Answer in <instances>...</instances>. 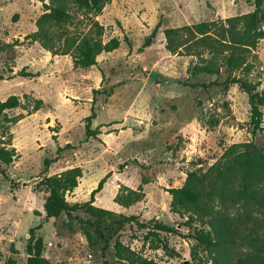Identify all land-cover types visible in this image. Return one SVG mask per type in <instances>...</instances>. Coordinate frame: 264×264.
<instances>
[{
	"label": "rangeland",
	"instance_id": "obj_1",
	"mask_svg": "<svg viewBox=\"0 0 264 264\" xmlns=\"http://www.w3.org/2000/svg\"><path fill=\"white\" fill-rule=\"evenodd\" d=\"M49 4L0 0V101L16 95L19 106L6 113L21 116L15 123L2 121L8 128H0V141L16 151L10 164L0 161V264H26L29 230L36 226L42 254L54 264H100L78 225L67 228L64 214L47 217L43 209L40 178L74 165L82 176L66 199L89 200L108 174L93 204L133 217L118 233L132 250L155 264H213L214 254L192 237L194 229L209 224L173 208L170 190L181 187L190 171L204 173L223 162L221 155L233 143L252 141L264 152V128L252 133L246 93L224 83L235 75L264 91V37L232 74L220 60L217 71L205 73L197 69L208 62L203 58L209 51L183 45L202 35L193 38L184 27L210 22L209 34L219 38L226 18L251 12L253 0H108L90 18L103 26L104 40L116 37L120 44L87 68L74 67L69 53L52 54L25 38ZM70 13L67 31H86L89 16L75 8ZM170 28L176 29L172 48L165 32ZM36 99L41 108L27 114ZM92 109L96 137L85 134ZM262 112L264 127V107ZM45 158L55 159L46 171ZM122 189L143 194L121 205L114 199ZM213 205L224 209L217 200ZM238 211L239 206L226 210L229 218ZM253 214L262 215L257 209ZM160 240L167 248H152ZM242 249L220 250L229 255Z\"/></svg>",
	"mask_w": 264,
	"mask_h": 264
},
{
	"label": "trees",
	"instance_id": "obj_2",
	"mask_svg": "<svg viewBox=\"0 0 264 264\" xmlns=\"http://www.w3.org/2000/svg\"><path fill=\"white\" fill-rule=\"evenodd\" d=\"M42 1V0H40ZM108 0H50L47 6L49 11L41 14L36 20V30L26 35L25 38L39 41L41 45L52 54L69 53L74 67L87 68L97 63V56L102 52L116 49L120 40L111 37L103 39V26L90 17L97 15ZM254 9L251 12L226 18L228 26L222 27L218 37L209 34L210 22H199L192 26H185L193 38L192 42H183L184 47L197 49L204 47L209 51L207 63L198 66V71L211 73L217 71L216 62L221 61L226 70L233 71L245 64L247 53L255 47L257 41L264 37V0H253ZM75 8L89 16L91 22L86 31L70 33L67 24L71 23L70 9ZM172 48V34L176 29L166 31ZM149 38L145 41L148 44ZM225 47V48H223ZM173 50V49H172ZM225 84H237L247 95L250 107V123L252 133L263 130L262 108L264 107V91L258 90V83L246 80L235 75H228ZM19 106V98L10 95L0 101V128H8L3 123H15L21 116H8L6 110ZM42 100L36 99L27 114L40 109ZM95 111L85 117L86 136L96 137L97 129L91 127ZM1 140V139H0ZM6 142L0 141V161L10 164L16 156L14 147H7ZM66 144L65 147H69ZM59 148L58 150H61ZM222 160L213 164L204 173L190 171L181 187L170 190L172 206L177 211L202 218V222L209 224V229H194L192 237L212 252L213 264H264V152L262 147L254 142L233 143L225 148L221 155ZM55 159L43 160L46 171ZM222 162V163H221ZM82 176V169L78 165L70 166L62 171L42 176L38 185L46 193L43 209L47 217L57 218L65 215L63 224L67 228L78 225L82 231L88 247L100 255V264H155L139 252L132 250L119 238L118 233L124 224L133 217L99 207L93 204L94 195L102 188L108 174L98 182L96 188L90 192L89 200L85 202H70L66 199L67 193L75 189ZM120 190L115 196V201L121 205H129L138 201L141 191L127 189ZM218 201L223 210L214 209V202ZM239 206L234 216L228 217L226 210ZM260 210L261 216H255L253 210ZM219 217V218H218ZM30 228L26 244V264H54L43 254V241L35 237L34 230ZM147 238V237H146ZM160 238V237H159ZM153 244V243H152ZM166 242L161 240L152 245V248L166 247ZM242 247L229 255H223V247ZM221 247V248H220ZM221 249V250H220ZM110 256V258H109Z\"/></svg>",
	"mask_w": 264,
	"mask_h": 264
}]
</instances>
